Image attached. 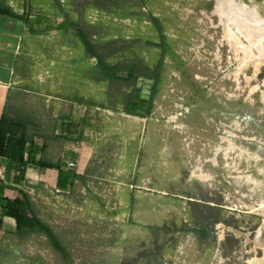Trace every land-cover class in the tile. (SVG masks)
Here are the masks:
<instances>
[{
	"label": "rangeland",
	"instance_id": "rangeland-1",
	"mask_svg": "<svg viewBox=\"0 0 264 264\" xmlns=\"http://www.w3.org/2000/svg\"><path fill=\"white\" fill-rule=\"evenodd\" d=\"M75 2L106 61L153 79L151 43L167 54L143 133L128 123L125 162L110 150L102 179L43 211L70 264H264V0H239L259 20L253 35L215 0ZM129 85L112 82L113 104ZM0 264L64 263L34 233L1 242Z\"/></svg>",
	"mask_w": 264,
	"mask_h": 264
},
{
	"label": "crops",
	"instance_id": "crops-1",
	"mask_svg": "<svg viewBox=\"0 0 264 264\" xmlns=\"http://www.w3.org/2000/svg\"><path fill=\"white\" fill-rule=\"evenodd\" d=\"M75 3L0 0V118L18 120L32 137L23 165L0 156V198L6 207L0 206V244L24 236L17 233L15 217L28 205L43 222V211L58 213L72 195L57 188L70 180L69 172L85 181L102 179L96 165L110 157V150L116 163L125 162L128 145L138 136L133 132L129 138V122L138 123L143 133V117L125 111L132 86L123 87L121 98L112 103L115 80L101 78L97 59L81 36L95 43L83 29L87 22L75 13ZM40 159L59 162L60 168L41 167L36 163Z\"/></svg>",
	"mask_w": 264,
	"mask_h": 264
},
{
	"label": "trees",
	"instance_id": "trees-1",
	"mask_svg": "<svg viewBox=\"0 0 264 264\" xmlns=\"http://www.w3.org/2000/svg\"><path fill=\"white\" fill-rule=\"evenodd\" d=\"M152 19L157 25L158 33L161 36L162 28L158 24L157 18L152 16ZM81 37L85 43L87 51L90 53V55L95 56L97 59L101 70V78H110L115 81H125L132 85V92L128 96L125 111L128 114L140 117L149 116L153 109L154 95L162 73L163 59L167 54L165 42L151 43L152 45L160 48L161 56L156 70L151 75L153 78V84L151 86L150 97L148 99H142L140 97L141 86L137 85V83L141 80L139 73H142V69L140 66L135 62H130L129 64H126L122 67L117 65H109L104 60L103 55L97 52V49L92 44V42L85 39L83 35ZM123 74H126L127 78H124L122 76ZM140 107L143 108L141 109ZM18 123V120L15 119H8L4 116L0 118V156L7 157L19 167L26 162L24 160L25 145L26 143L32 142V137L28 136L23 128L18 125ZM36 163L41 167L47 166L52 168H60L59 162L45 164V162L40 159L37 160ZM68 179L70 180L68 182L64 181L63 184L58 183L57 188L60 190H68L71 194H73L77 180H79L83 185L85 184L84 177L74 171L69 172ZM2 201L3 200L0 198V206L6 209L5 206H2ZM15 218L18 224V234H23L24 236H28L33 233L43 234L51 248L62 257L64 264H70L73 262L61 239L48 224L43 222L40 218L32 213V209L29 205L21 213H18ZM204 229L205 228L202 226L201 231H205ZM14 233H16L15 230Z\"/></svg>",
	"mask_w": 264,
	"mask_h": 264
},
{
	"label": "bare ground",
	"instance_id": "bare-ground-1",
	"mask_svg": "<svg viewBox=\"0 0 264 264\" xmlns=\"http://www.w3.org/2000/svg\"><path fill=\"white\" fill-rule=\"evenodd\" d=\"M215 2V8L219 14H222V17L225 15L229 20L233 21L237 27L242 28L248 35H253V29L258 18L256 17L257 15L255 16L252 10L243 8L241 3L242 1L239 2L238 0L237 2L236 0H215Z\"/></svg>",
	"mask_w": 264,
	"mask_h": 264
},
{
	"label": "water",
	"instance_id": "water-1",
	"mask_svg": "<svg viewBox=\"0 0 264 264\" xmlns=\"http://www.w3.org/2000/svg\"><path fill=\"white\" fill-rule=\"evenodd\" d=\"M124 78H127L126 74L122 75ZM153 80L151 78H143L140 82L137 83L138 86H141L140 97L142 99H148L151 93V86Z\"/></svg>",
	"mask_w": 264,
	"mask_h": 264
},
{
	"label": "built area",
	"instance_id": "built-area-1",
	"mask_svg": "<svg viewBox=\"0 0 264 264\" xmlns=\"http://www.w3.org/2000/svg\"><path fill=\"white\" fill-rule=\"evenodd\" d=\"M144 78H147V77H144ZM141 79H143L142 77H141ZM70 167H74V164L72 163V162H69V164H68Z\"/></svg>",
	"mask_w": 264,
	"mask_h": 264
}]
</instances>
